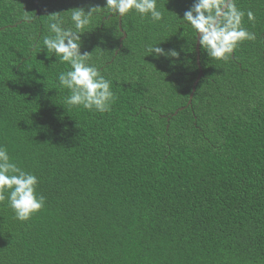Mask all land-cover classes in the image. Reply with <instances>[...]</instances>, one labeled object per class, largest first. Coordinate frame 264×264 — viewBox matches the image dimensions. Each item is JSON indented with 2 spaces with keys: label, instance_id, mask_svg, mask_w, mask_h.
<instances>
[{
  "label": "trees",
  "instance_id": "1",
  "mask_svg": "<svg viewBox=\"0 0 264 264\" xmlns=\"http://www.w3.org/2000/svg\"><path fill=\"white\" fill-rule=\"evenodd\" d=\"M0 0V264H264V0ZM224 39L220 41L219 39Z\"/></svg>",
  "mask_w": 264,
  "mask_h": 264
},
{
  "label": "water",
  "instance_id": "2",
  "mask_svg": "<svg viewBox=\"0 0 264 264\" xmlns=\"http://www.w3.org/2000/svg\"><path fill=\"white\" fill-rule=\"evenodd\" d=\"M131 0H125L121 6V10H120V29L121 31L123 32V36L121 37L120 41H121V45L120 47L123 46V41L127 38V33L124 31L123 29V25H122V17H123V12L125 10V7L127 6V4L130 2ZM233 0H226V2L224 3V5L222 6V8L220 9L217 17L215 18V20L213 21V23L211 24V26L209 28H206V29H201L198 31V37H197V52H198V55H197V60H198V65H199V69H200V73L196 79V81L194 82V85H193V90H192V93L190 95V100H189V104L192 102L193 100V97H194V94H195V91L197 89V85L203 75V69H202V66H201V43H202V38L206 35H209V34H213L215 33L216 31V27L217 25L219 24L220 20L222 19L224 13L226 12V10L228 9L229 5L231 4ZM38 4V1L36 0V5ZM220 41H224V39H219Z\"/></svg>",
  "mask_w": 264,
  "mask_h": 264
}]
</instances>
